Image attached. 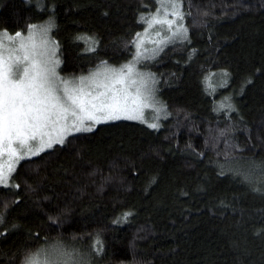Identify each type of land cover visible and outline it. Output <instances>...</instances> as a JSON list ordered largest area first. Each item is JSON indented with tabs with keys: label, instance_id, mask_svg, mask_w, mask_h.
Wrapping results in <instances>:
<instances>
[{
	"label": "trees",
	"instance_id": "16d2710c",
	"mask_svg": "<svg viewBox=\"0 0 264 264\" xmlns=\"http://www.w3.org/2000/svg\"><path fill=\"white\" fill-rule=\"evenodd\" d=\"M178 1L187 39L143 64L168 116L101 123L20 160L0 186V264L54 241L86 264H264V0ZM155 7L0 0V31L49 20L60 73L80 74L127 61Z\"/></svg>",
	"mask_w": 264,
	"mask_h": 264
},
{
	"label": "snow or ice",
	"instance_id": "6c2138e0",
	"mask_svg": "<svg viewBox=\"0 0 264 264\" xmlns=\"http://www.w3.org/2000/svg\"><path fill=\"white\" fill-rule=\"evenodd\" d=\"M170 6L174 9L172 14L181 19L177 4L173 2ZM153 24L167 25L171 29L174 21L167 19L165 13L164 18L154 16L149 27ZM42 31L46 33L47 29ZM7 39L13 44L19 41V47L0 48V184L7 182L15 164L24 156L36 155L55 143H64L71 131H91V127H83L85 121H91L94 126L121 118L140 119L141 109L148 106L143 103L139 89L134 97L126 90H113L115 84H124L130 79L133 62L119 70L104 67L89 77L79 78L77 84L57 77L55 66L59 61L52 59L56 55L54 46L38 49L31 43V35L23 38L20 33ZM136 46L134 62L143 56L140 43ZM4 51L9 53L6 58ZM101 88L104 91H100ZM40 255L43 260L39 259ZM24 264H83V261L53 247L29 254Z\"/></svg>",
	"mask_w": 264,
	"mask_h": 264
},
{
	"label": "rangeland",
	"instance_id": "374dc122",
	"mask_svg": "<svg viewBox=\"0 0 264 264\" xmlns=\"http://www.w3.org/2000/svg\"><path fill=\"white\" fill-rule=\"evenodd\" d=\"M173 2L176 3L178 6L176 10L180 13V16L182 17L181 19H177L172 14L174 9L170 6V4ZM163 4H169V6L163 7L162 6ZM158 9H159V12H158ZM165 13H167V19L174 21V24L172 25L171 29H169L167 25H161V24H153L151 27H149V21H151L154 16H156L157 18H164ZM141 21L143 23V28L138 33L140 34L139 37L136 35V37L134 38L132 56L127 61H124L123 63L118 64V65H114L108 62H106V64L100 62L95 67L90 69L88 72L80 73V74L64 75L60 73L59 71L60 58H59V52H58V44L51 35V29L53 27V23L49 22V20L30 25V27L25 33H20V32L18 33H20L23 38H28L31 35L32 37L31 43H34L38 49L44 47L45 45H47L49 48L53 46L55 47L56 55L52 57V59L59 61V64L55 66V71H56L57 77L60 80H67V81L78 84L79 78L89 77L94 72L102 71L104 67L119 70L123 66L130 64V62H133L134 72L131 75L130 79L126 80L124 84H115L113 86V90L115 91L126 90V92L130 95V97H134L136 95L137 89H139L143 97V103L147 104L148 106L143 107L141 109L142 116L140 119L130 120V119L121 118L118 120L135 121V122L142 123L150 128L157 129L161 126V122L168 116V111L164 103L157 96L156 76L154 72L144 67L143 64L145 62H148L156 58L158 55H160V53L168 45L173 44L175 42L186 40L188 37V30L183 21L182 7L178 0H156V7L154 11L148 14H143L141 17ZM43 29H47V32L44 33L42 31ZM178 29L180 30L179 32H177ZM173 33H177V34L174 36ZM15 35L16 33L10 34L5 31H0V41H3V43L0 44V48L14 49V48L19 47V41H16L15 44H13L11 41L7 39L8 37H14ZM80 41L85 42L87 46L86 50H92L95 47V46H92L91 44V42L93 41V38L89 36L80 35ZM138 42L141 45L140 51L143 53V56L138 62H134V57L137 52L136 45ZM8 54H9L8 51L3 52V55L5 58L8 56ZM99 90L104 91L103 88ZM111 121H117V120H109V121H105L102 123H107ZM99 124L101 123L95 124L93 126V123L91 121H85L83 127H91V129L93 130ZM150 125H156V127H151ZM79 132H87V131H79ZM79 132L71 131L68 135L65 136V138L71 134H75ZM52 135L55 136L56 133L52 132ZM55 144H61V143H55ZM47 149L49 148H46L45 150ZM33 156L35 155H26L22 159L30 158ZM4 159H7V158L5 157ZM18 163L15 164L14 170L16 166L18 165ZM10 176L8 177L7 182L4 184H0V186L9 185ZM53 247L58 248L62 252L70 253L73 259L83 261V264H86V261L84 260V258L80 257L79 252L75 248H73L72 245L64 244L58 241L50 242L46 245H43L39 247L36 251H34L32 254H37L39 250H48ZM39 259L43 260L44 259L43 255H40Z\"/></svg>",
	"mask_w": 264,
	"mask_h": 264
}]
</instances>
